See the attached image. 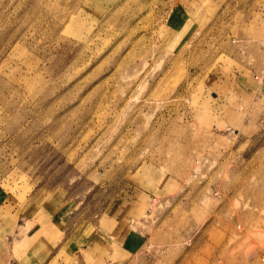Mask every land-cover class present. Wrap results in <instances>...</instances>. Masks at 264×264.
Returning <instances> with one entry per match:
<instances>
[{
	"label": "rangeland",
	"instance_id": "obj_1",
	"mask_svg": "<svg viewBox=\"0 0 264 264\" xmlns=\"http://www.w3.org/2000/svg\"><path fill=\"white\" fill-rule=\"evenodd\" d=\"M263 259L264 0H0V264Z\"/></svg>",
	"mask_w": 264,
	"mask_h": 264
},
{
	"label": "bare ground",
	"instance_id": "obj_2",
	"mask_svg": "<svg viewBox=\"0 0 264 264\" xmlns=\"http://www.w3.org/2000/svg\"><path fill=\"white\" fill-rule=\"evenodd\" d=\"M262 257V256H261ZM263 262H264V259H263Z\"/></svg>",
	"mask_w": 264,
	"mask_h": 264
},
{
	"label": "crops",
	"instance_id": "obj_3",
	"mask_svg": "<svg viewBox=\"0 0 264 264\" xmlns=\"http://www.w3.org/2000/svg\"><path fill=\"white\" fill-rule=\"evenodd\" d=\"M248 54V53H247Z\"/></svg>",
	"mask_w": 264,
	"mask_h": 264
}]
</instances>
